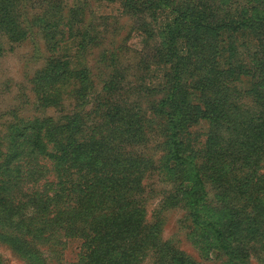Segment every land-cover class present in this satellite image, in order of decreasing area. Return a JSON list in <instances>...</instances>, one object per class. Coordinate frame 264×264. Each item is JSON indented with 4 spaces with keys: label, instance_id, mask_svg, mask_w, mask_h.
Returning a JSON list of instances; mask_svg holds the SVG:
<instances>
[{
    "label": "trees",
    "instance_id": "1",
    "mask_svg": "<svg viewBox=\"0 0 264 264\" xmlns=\"http://www.w3.org/2000/svg\"><path fill=\"white\" fill-rule=\"evenodd\" d=\"M123 2L135 14L145 12L156 18L168 11L163 23L156 18L162 57L169 64L167 92L154 108L156 117L162 120L177 167H182L186 177L194 171L186 198L193 224L206 229L228 264H248L250 251L264 253V174H260L264 120L258 122L260 132L253 134L248 111L237 114L234 99L238 89L232 83L249 74L255 82L254 93L258 80L264 85V0ZM2 4L0 0V33L10 26L8 16L2 15ZM43 75L49 79L45 89L53 91H61L72 81L67 65L52 67ZM188 88L205 95L201 100L213 121L208 142L226 140V157L232 159L228 171L221 167L225 181L220 187V207L205 222H201V210L207 204L205 184L214 173L201 176V169L184 154L180 137L192 123ZM208 92L212 95L207 96ZM108 119L115 123L113 117ZM18 127L14 142L0 153V223L25 217L27 210L32 214L25 224H17V235L8 238L10 244L28 255L31 251L22 247V239H27L28 244L40 245L53 255L59 254L62 237H79L75 264H135L138 251L154 242L156 233L155 228L145 231L139 208L133 206V199L129 201L142 178L137 159L116 160L108 147L103 150L95 145L97 140L93 142L88 131L82 134L84 126L65 129L62 146L52 141L47 125L32 121ZM251 139L252 146L245 150ZM217 148L210 146V151ZM96 159L101 162L97 168ZM157 252L162 258L164 251L158 248ZM181 257L167 264H190Z\"/></svg>",
    "mask_w": 264,
    "mask_h": 264
},
{
    "label": "rangeland",
    "instance_id": "2",
    "mask_svg": "<svg viewBox=\"0 0 264 264\" xmlns=\"http://www.w3.org/2000/svg\"><path fill=\"white\" fill-rule=\"evenodd\" d=\"M3 14L10 26L0 33V153L14 142V131L21 123L47 125L57 146L65 143V129L84 126L80 131H88L98 148L108 147L121 163L135 158L141 166L138 191L129 201L133 199V206L139 208L145 231L155 228L156 233L154 242L138 251L135 264H158V248L164 251L159 264L181 256L190 264H228L212 236L188 216L186 198L194 171L188 167L186 177L177 167L154 109L168 86L169 64L162 57L157 24V20L163 23L168 11H161L156 20L126 9L123 0H3ZM60 65L69 67L72 81L65 83L64 91L45 89L49 79L43 73ZM259 81L257 93L252 91L255 82L249 74L232 83L238 89L237 114L248 111L253 134L260 132L258 122L264 120V85ZM186 92L192 123L180 137L185 157L201 169V176L214 173L205 179L207 204L201 210L205 222L220 207L222 168L228 171L232 159L226 157V140L208 142L213 121L201 100L205 95L192 88ZM133 121L136 125L130 126ZM248 143L245 150L252 139ZM214 145L218 148L211 152ZM100 163L94 160V167ZM47 179L54 181L53 176ZM23 214L12 223H0V264H75L79 237H62L63 246L53 255L22 239V247L31 253H19L8 238L17 235V224H25L32 211ZM155 244L158 248H153ZM254 253L250 251L248 264H264V253Z\"/></svg>",
    "mask_w": 264,
    "mask_h": 264
}]
</instances>
